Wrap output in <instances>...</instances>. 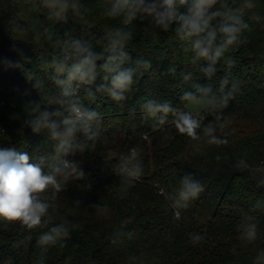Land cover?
Masks as SVG:
<instances>
[{"label":"trees","instance_id":"trees-1","mask_svg":"<svg viewBox=\"0 0 264 264\" xmlns=\"http://www.w3.org/2000/svg\"><path fill=\"white\" fill-rule=\"evenodd\" d=\"M81 3L91 9L86 23L71 13L67 23L57 22L49 18L48 9L38 6V0H0V59L17 61L22 52L31 59L30 63L21 61L24 70H31L44 85L36 90L27 79L28 72L0 65V148L31 155L54 151L55 141L46 133L34 134L24 125L30 104L59 91L41 69L42 61L51 59L57 50L47 41L37 44L31 29L42 31L50 26L59 34L70 30L80 39H91L93 48L100 51V38L122 26L121 18L105 15L108 0ZM229 3L237 7L239 0ZM255 3L256 8L245 12L250 30L242 35L244 43L231 53L235 65L229 69L221 60L211 80L189 62L173 31L154 29L147 19L133 22L127 51L133 60H150L152 67L137 77L123 108L107 93H98L95 102L84 100L103 115L101 136L95 147L89 143L74 157L85 178H70L52 202L49 227L65 224L71 238L64 241L65 247L49 246L46 264H254L264 251V213L249 211L256 199L264 197V184L255 178L264 176V0ZM252 12L261 21L251 20ZM9 21L26 26L28 33H12ZM170 66L176 68L175 75L167 74ZM189 72L192 81L182 83V73ZM226 73L239 83L220 121L229 123L223 130L217 125L216 135L226 138V144H208L202 132L200 140L180 134L171 116L157 128L152 127L153 120L143 119L140 105L150 99L186 108L180 97L194 90L192 83L211 84L219 95V81ZM80 93L83 98V88ZM41 107L45 106L41 103ZM132 108L134 115L129 112ZM53 110L55 106L49 108ZM213 119L208 115L204 123ZM133 147L143 171L125 190L116 168ZM185 174L198 180L203 191L187 208H174L169 196L175 194ZM94 205H100V210ZM248 214L258 218V236L246 244L237 226ZM46 230L25 231L23 235H30L31 240L15 249L11 243L21 235L19 225L0 223V264L7 260L36 264L37 239ZM191 233L203 240L193 243Z\"/></svg>","mask_w":264,"mask_h":264},{"label":"clouds","instance_id":"clouds-1","mask_svg":"<svg viewBox=\"0 0 264 264\" xmlns=\"http://www.w3.org/2000/svg\"><path fill=\"white\" fill-rule=\"evenodd\" d=\"M38 6L49 10V18L64 23L69 20V13L86 23L91 12L81 0H38ZM254 8L255 0H239L237 7H232L229 0H108L105 15L121 18L122 26L113 27L103 34L100 51L93 48L91 39H80L70 30L59 34L50 26H44L42 31L33 27L31 34L37 44L47 41L57 50L51 59L42 61L41 69L59 91L41 97L43 108L41 103L30 104L24 125L34 134L46 133L55 144L52 153L40 155L0 148V223L19 225L21 233L12 241V248L27 246L31 236H24L25 231L47 229L37 239L40 252L36 261V264H46L49 246L65 247L64 241L71 238V231L65 224L49 227L52 223L50 209L66 181L85 178V172L74 157L89 143L95 147L101 136L103 115L84 100L95 102L98 93H107L119 108H123L137 77L143 76L152 67L150 60L142 57L133 60L127 51L128 42L133 38L134 21L147 19L154 29L173 31L189 62L198 66L204 77L211 80L221 60L229 69L235 65L231 53L244 43L242 35L250 30L249 23L244 19L245 12ZM250 19L259 22L262 17L252 12ZM8 24L12 33L27 34L29 31L15 21ZM19 55L20 60L17 61L0 59V65L25 71L21 61L30 63L31 59L22 52ZM201 61L204 63L201 64ZM25 72L29 73L27 79L33 82L36 90L43 88V81L35 78V73L31 70ZM175 73L176 68L170 66L167 74ZM98 78L102 79V83H97ZM190 81L192 73H182V83ZM191 87L194 90L183 92L180 100L186 105L201 106L200 113L173 107L169 100L160 102L150 99L140 105L143 119L153 120L152 127L157 128L168 122L171 116V123L180 134L200 140L202 132L208 144H226V138L216 135L217 125L223 130L229 123L227 120L220 121L223 110L239 91V83L230 80V73H226L219 81V95L213 91L211 84L192 83ZM81 88L84 89L83 98ZM52 106L55 110L49 111ZM129 112L134 115L136 109L132 108ZM208 115L214 119L205 124ZM116 171L125 190L139 179L143 170L135 147L121 157ZM49 190H52L51 195ZM202 191L200 182L191 174H185L169 199L174 208L184 209ZM93 207L97 210L101 208L100 205ZM249 211L264 213V197L256 199ZM237 230L246 244L255 241L258 236L257 216L245 215ZM189 235L193 243L203 240L198 234ZM254 264H264V251L259 252Z\"/></svg>","mask_w":264,"mask_h":264},{"label":"rangeland","instance_id":"rangeland-1","mask_svg":"<svg viewBox=\"0 0 264 264\" xmlns=\"http://www.w3.org/2000/svg\"><path fill=\"white\" fill-rule=\"evenodd\" d=\"M186 108H187V109H190V110H192V111H194V112H196V113H200V112L202 111L201 106L192 105V104H187V105H186ZM255 178H256V179L260 178L261 182L264 184V176H261V175H260V176L258 177V175H257V177L255 176ZM258 180H259V179H258ZM3 264H10V261L7 260V261H5Z\"/></svg>","mask_w":264,"mask_h":264}]
</instances>
